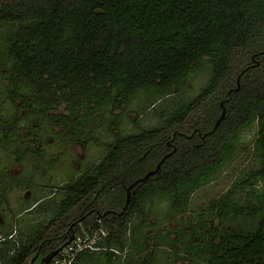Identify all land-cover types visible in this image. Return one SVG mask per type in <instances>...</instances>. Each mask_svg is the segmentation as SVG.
<instances>
[{
	"label": "trees",
	"instance_id": "16d2710c",
	"mask_svg": "<svg viewBox=\"0 0 264 264\" xmlns=\"http://www.w3.org/2000/svg\"><path fill=\"white\" fill-rule=\"evenodd\" d=\"M204 62L211 74L192 99L158 126L117 132L102 159L63 187L34 234L5 233L0 264L35 256L39 264L71 235L101 227L111 232L104 249L81 252L73 264H264V0H0V158L9 152L10 166L37 139L43 148L66 128L79 136L89 121L115 123L139 90L156 101L174 94ZM221 103L225 118L202 138ZM250 125L254 166L186 219L191 190L209 180L190 186L194 175L215 166L229 137ZM174 147L125 206L126 188ZM5 179L8 170L0 171ZM260 183L259 196L244 194ZM159 195L171 208L162 228L151 229L147 203ZM93 208L109 213L98 217ZM233 221L246 228H220Z\"/></svg>",
	"mask_w": 264,
	"mask_h": 264
},
{
	"label": "rangeland",
	"instance_id": "374dc122",
	"mask_svg": "<svg viewBox=\"0 0 264 264\" xmlns=\"http://www.w3.org/2000/svg\"><path fill=\"white\" fill-rule=\"evenodd\" d=\"M210 74L211 65L208 62L198 65L174 94L157 101L147 91L139 90L122 111L116 112L115 123H109V117L89 121L87 125L91 128L79 136L66 128L62 134H51L43 148L37 139L34 151L24 149L23 160H16L12 166L9 164V152L4 154L0 158V171L8 170L10 179H5L0 184V238L7 232L16 240L24 238L27 232L34 234L52 217L53 208L63 197V187L89 172L102 159L117 132L130 134L158 126L163 117L192 99L206 84ZM59 112L68 113L65 105L61 106ZM104 121L109 125L104 124ZM55 131L60 130L56 127ZM256 132L255 125L235 131L222 147L221 160L215 166L204 168L194 175L190 186H195L204 177H209V180L191 190L185 210L186 219L226 192L237 177L254 166L250 144ZM8 157L9 161L6 160ZM183 189V185H178L176 192L180 194ZM261 190L260 183L255 191H245L244 194L254 195L256 198ZM35 202L37 203L34 204ZM32 205L30 210L27 209ZM170 208L167 195L156 196L147 203V210L153 221L148 226L151 229H161ZM239 227L246 228L241 221L220 226L232 229Z\"/></svg>",
	"mask_w": 264,
	"mask_h": 264
},
{
	"label": "built area",
	"instance_id": "2783aa9c",
	"mask_svg": "<svg viewBox=\"0 0 264 264\" xmlns=\"http://www.w3.org/2000/svg\"><path fill=\"white\" fill-rule=\"evenodd\" d=\"M111 234L104 227L92 229L89 232L74 235L73 240L64 246L58 254L53 257L48 264H73L77 255L84 251H99L104 248L101 241ZM116 253L119 251L113 248Z\"/></svg>",
	"mask_w": 264,
	"mask_h": 264
},
{
	"label": "water",
	"instance_id": "95a60500",
	"mask_svg": "<svg viewBox=\"0 0 264 264\" xmlns=\"http://www.w3.org/2000/svg\"><path fill=\"white\" fill-rule=\"evenodd\" d=\"M240 77H241V75L238 77V87L236 88V90H238V89H239V86H240ZM230 93H231V92H229V94H230ZM221 108H222L221 115H220L219 118L217 119V121H216V123H215L213 129H212L211 131H209V132H205V133H201V132L199 131V135H200L202 138H206L209 134L214 133L215 130H216V129L218 128V126L220 125V123L222 122V120L225 118V115H226V111H227V109H226L224 103H221ZM191 136H193V135H191ZM174 137H175V135H174ZM169 144H170V143H169ZM175 151H176V148L174 147L173 151L169 152L168 154H166V155L161 159V161L158 163V165L155 167V169H152V170L148 171L144 176L139 177L138 179H136L133 183H131V184L126 188L127 195H126V205H125V206H127L128 203H129V200H130V197H131V190H132V189H133L138 183L147 180L152 174H154L155 172H157V171L160 169V167H161V165L163 164V162L166 160V158H168L169 156H171V154H172L173 152H175ZM107 213H108V212H105L104 214H102V216L107 215ZM99 217H101L100 214H99ZM82 220H83V219H79L76 223L81 222ZM73 237H74V234L71 235V237L69 238V240H68V241H67L62 247H60V248H58L57 250H55V251H53L52 253H50V255H49L48 257L43 258V259L40 261L39 264H48V263L50 262V260H51L53 257H55V256L58 254V252H59L64 246H66L70 241L73 240ZM36 259H37L36 256L33 257V258H32V261H31L30 264H34V263L36 262Z\"/></svg>",
	"mask_w": 264,
	"mask_h": 264
},
{
	"label": "flooded vegetation",
	"instance_id": "af4514ba",
	"mask_svg": "<svg viewBox=\"0 0 264 264\" xmlns=\"http://www.w3.org/2000/svg\"><path fill=\"white\" fill-rule=\"evenodd\" d=\"M93 210H94V212L97 214V216L99 217V214H100V216H102V214H104V213H101L99 210H97V209H95V208H93ZM106 212H108L109 213V211H106ZM114 212V211H113ZM107 213V214H108ZM78 221V220H77ZM77 221H74L73 223H72V225L70 226V228L72 229L74 226H77L78 224H81L82 223V221L81 222H78V223H76ZM37 257V256H36ZM38 260V258L36 259V261ZM34 264H37L36 262L34 263Z\"/></svg>",
	"mask_w": 264,
	"mask_h": 264
}]
</instances>
